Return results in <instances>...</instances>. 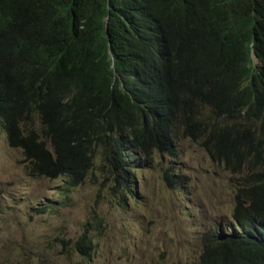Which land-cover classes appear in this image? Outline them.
I'll return each instance as SVG.
<instances>
[{
  "label": "trees",
  "instance_id": "obj_1",
  "mask_svg": "<svg viewBox=\"0 0 264 264\" xmlns=\"http://www.w3.org/2000/svg\"><path fill=\"white\" fill-rule=\"evenodd\" d=\"M0 129L30 175L97 170L117 205L137 157L195 143L233 183L196 264H264V0H0Z\"/></svg>",
  "mask_w": 264,
  "mask_h": 264
},
{
  "label": "rangeland",
  "instance_id": "obj_2",
  "mask_svg": "<svg viewBox=\"0 0 264 264\" xmlns=\"http://www.w3.org/2000/svg\"><path fill=\"white\" fill-rule=\"evenodd\" d=\"M176 149L174 160L137 157L131 194L117 205L97 170L70 189L62 177L30 175L0 129V264H196L200 234L229 222L233 183L195 143ZM89 209L102 228L81 259L70 246Z\"/></svg>",
  "mask_w": 264,
  "mask_h": 264
}]
</instances>
